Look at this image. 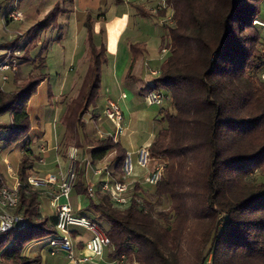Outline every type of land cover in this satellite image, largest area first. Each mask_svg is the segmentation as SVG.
<instances>
[{
    "label": "trees",
    "instance_id": "trees-1",
    "mask_svg": "<svg viewBox=\"0 0 264 264\" xmlns=\"http://www.w3.org/2000/svg\"><path fill=\"white\" fill-rule=\"evenodd\" d=\"M11 3L1 2L0 11L7 15L15 7ZM18 3L27 18L18 27L25 39L22 44L19 37L4 41L0 49H20L19 69L29 65V70L13 73L10 89L0 87V150L18 144L22 153L16 170L18 202L11 212L24 223L0 233V264H42L40 255L28 256L25 248L55 234L57 216L42 213L46 188L28 181L41 159L30 135L28 104L48 76L51 40L39 42L49 30L62 28L59 17L68 16L73 1L54 0L44 13L46 0ZM165 3L136 7L142 17L163 19L171 11V20L159 24L167 53L158 74L146 83V93L163 96L155 118L159 126L148 147L153 161H163L156 199L144 197L138 184L131 186L124 207L101 184L89 196L84 167L76 162L74 193L89 199L79 215H99L110 223L106 258L113 264H205L208 257L211 264H264V27L254 23L264 21V0ZM84 26L88 65L77 94L65 104L64 135L93 164L113 154L109 177L125 182L126 150L112 139V124L105 135L94 132L95 124L105 120L99 100L101 68L108 62L104 31L94 33L90 16ZM129 50L132 68L146 45L131 43ZM87 113L93 124L85 121Z\"/></svg>",
    "mask_w": 264,
    "mask_h": 264
},
{
    "label": "rangeland",
    "instance_id": "rangeland-1",
    "mask_svg": "<svg viewBox=\"0 0 264 264\" xmlns=\"http://www.w3.org/2000/svg\"><path fill=\"white\" fill-rule=\"evenodd\" d=\"M3 1L4 0H0V3ZM53 2L54 0H46L43 13L50 8V5H52ZM11 4L21 12L22 18L16 21L10 20L6 22V13L2 10L0 11V43L11 40L15 37H19L20 44H22L25 39L24 31L18 27L21 23L26 21V14L21 8L18 7V0H12ZM142 4L150 8H160L166 5L165 0H145V2ZM139 5L140 0H73V9L68 14V16L59 17L58 24L62 28L60 29L59 27H56L49 30L43 35L41 41L39 42L41 46L46 40H51L47 49L48 80H46L45 83L38 88L33 103H36L37 106L43 103V105H46L43 107L52 105L60 106L59 108L64 109L65 104L77 94L88 65L89 55L87 44L85 43L86 29L84 22L88 16H90L94 27V24L98 21V19H102L104 14H108L107 18L110 17V19H113L115 13L116 15H119L120 12L129 10V13L132 14L130 15V22L123 35L122 41H125L127 35H133V37L136 39L133 43L144 42L146 45V51L142 57H138L136 59L132 68L130 50L129 53L124 51L122 49L125 47L123 43L120 44L117 55L116 53L114 57H109L107 55L108 62L101 68V88L99 100L100 104L102 105L105 102L107 95L110 96L109 99L114 100L113 97H116V95L121 92L128 95V99L136 98L138 103H140L139 106L143 109L145 107L146 109V92L148 91L146 83L144 82L146 68L143 66L144 72H142V75L137 72V70H139V66H141L142 59H147V61H150V67L153 68H157L161 64L167 51L166 53L162 52L164 46L161 40L162 31L159 24L160 22L166 23L171 20L169 18L171 11L167 13L163 19L158 17H142L137 13L136 10V7ZM97 8L100 9L97 10ZM260 19H264V4L262 5ZM100 26L103 29V25L101 24ZM116 30L117 29L114 28L111 30V36L114 35ZM98 40L99 38L96 37L95 42L98 43ZM3 53L4 57L0 60V87H3L4 89H10L12 87L10 82L11 75L20 69L24 73L25 71L29 70V65L25 66L24 69H22V67L19 69V59L17 56H21L22 54L20 49H0V54ZM4 64H9V68L3 70ZM130 74L133 76H129ZM142 100L145 102H142ZM131 106L133 109H137L139 107L137 104H131ZM154 106L158 105L154 104ZM57 112L60 114L59 110ZM125 112L128 113L127 108ZM56 116H58L57 113ZM84 119L85 121L89 120L87 114L85 115ZM57 121H60V118H58ZM48 123L49 125H47ZM55 123L58 122L55 121ZM41 124L43 126H48H46L45 129H51L52 118L45 119ZM157 126H159V123L156 124L155 127H150L148 123L143 122L138 128L137 133H133L129 137L132 147H136L137 140L145 139L149 135L150 131H155ZM103 127L107 129L109 127V123L106 121ZM95 130L94 132L97 131ZM98 130L101 131L102 129L98 128ZM35 142V147H37V150L41 149L42 146L40 143L42 142L39 140H35ZM82 150L83 149L81 148L80 151ZM39 154L41 159H43V156L40 152ZM112 155L113 154L110 153L108 157L103 160V163L108 164ZM135 157L136 156L133 155V159H135ZM155 162L156 161L151 160L149 168H151ZM133 164L134 172L130 177H127V179L134 177L136 173L145 172L147 170L137 165L134 160ZM61 165L63 168L66 167L65 164ZM7 170L8 171L5 172V176L0 172V182L5 185L12 186L15 182L16 173H14V171L12 172L11 166L10 168H7ZM31 176H36V174ZM50 189L51 187H46L45 190L47 191ZM75 196L77 195L74 192H71L70 203H73V205L76 200ZM78 198L81 200L82 209H87L89 199L82 195H79ZM162 207H168L165 199H163ZM79 229L88 236L89 233L86 229H84V227ZM35 243L36 246L41 250L40 256L42 264H68L69 260L64 253L56 252L54 255L50 253L48 238H42L31 242V244Z\"/></svg>",
    "mask_w": 264,
    "mask_h": 264
},
{
    "label": "crops",
    "instance_id": "crops-1",
    "mask_svg": "<svg viewBox=\"0 0 264 264\" xmlns=\"http://www.w3.org/2000/svg\"><path fill=\"white\" fill-rule=\"evenodd\" d=\"M143 1L145 2V0H140V5L144 6L145 8H150V7L143 5L142 4L144 3ZM98 9L100 8H97V10ZM131 14L129 13V10L122 11L120 12L119 15H116L115 13L113 19H110V17L107 18L108 14H104L105 17L103 16L102 19H98V21L94 24V33L96 35L100 31V29H102L100 25L101 24L103 25L102 30L104 31L106 54L109 57H114L115 53L117 55L121 43H123V45L125 46L122 49L126 51L127 53H129L130 44L135 42L136 39L133 37V35H127L125 38V41H122L126 28L129 25ZM113 28L117 30L114 33V35L111 36L110 32ZM143 66L146 68L145 69L146 75L144 76V82L147 83V81L151 78V75L149 74V70L150 69L157 70L158 67L157 68L150 67V61H147V59H142L141 66H139V70H137V72H139L141 75H142V72H144ZM129 76L132 77L133 75L130 74ZM46 80H48V78H46L38 86V88L42 84H44ZM37 90H36V93H37ZM36 93L32 96L28 104V111L30 115V135L33 136L34 140L36 141L39 140L40 142H42L40 143L42 148L38 149V151L43 156V159H40L38 164L36 165V170H37L36 176L47 177L50 174H54L60 177L62 174L65 173V171L69 167L68 152L72 149H75L76 154H77L76 162L80 163V166L84 167L85 184L87 187L92 186L94 190V187H96L97 184H101L102 182L106 180L109 183H111L113 179L109 177L110 175L108 176L106 174V172L110 174L111 169L106 163L104 164L103 161L97 162L94 164L91 163L88 157L86 156V154L84 153L85 152L84 150L80 151V148L75 147L74 144L67 143L66 137L64 135L65 127L61 123V117H62L65 107L64 109L59 108L60 106H52V105L43 107V106H46V105H43V103L37 106L36 103H33L36 97ZM123 94L124 93L119 92L118 95H116V97H113L114 98L113 101L118 102L119 106L121 104L120 108H123L121 110L123 113L124 130L122 134L119 136L118 141L120 140V142L123 144L126 150V153L127 152L132 153V160L136 162V157L135 159H133V155H135L136 150L141 146L150 145L155 131H150L149 135L145 139L137 140L136 147H132V143L130 142L129 137L133 133H137L138 128L143 122L148 123L150 127H153V126L155 127L156 124L159 123L155 119L158 106H154V104H149L145 99L147 103V108L145 109L144 107L143 109L142 107L139 106L140 103H138L136 98H131L132 99L131 100V99H128V95L126 94H124L125 97H122ZM109 98L110 96L107 95L106 100H108ZM143 101L144 100H142V102ZM105 102L102 105L100 104L101 114H102ZM131 104H137L139 107L137 109H133ZM126 108L128 109V113L125 112ZM58 110L60 111V114L59 112H57ZM56 113L58 114V116H56ZM87 116L89 118L87 122L90 124H93V121L90 119L89 113H87ZM47 118H52V125H51L52 128L51 129L47 128L48 130L45 129V127L49 125V123L46 126L45 125L43 126L41 124ZM58 118H60V121H57ZM55 121L58 123H55ZM106 121L107 120L105 119L103 122L95 124V126L97 127L96 135L98 136L105 135L104 133L106 131L104 130L106 129L103 126L105 125ZM98 128L102 130L100 131L98 130ZM21 156H22V153L19 149L18 144L14 145L13 147L9 149L0 150V172L4 174L5 176L6 175L5 172L8 171L7 168H10L11 166L12 172L14 171V173H16L18 163L20 161ZM61 164H65L66 167L63 168ZM97 169L101 170L100 173L94 172ZM146 173H147V170L145 172L136 173L134 177H131L130 179L126 178L125 182L130 183L131 186H133L134 184H138L144 190L143 196L149 199L150 201H155L156 199L155 186H151L145 182ZM71 192H74V190L72 189ZM130 194H131V190L124 193V195L128 199L130 197ZM78 196L79 195L75 196L76 200H75L74 205L73 203H71L73 211L77 215H79V212L83 210L81 207V200L78 198ZM40 210L45 215L55 214V211L51 207L49 198L47 195H44L41 198ZM93 219H96L107 231L110 229L111 227L110 223L106 221L104 218H102L101 216L95 215ZM79 228H83V227L72 226L70 228L72 242L74 244V248L77 253L80 252V250H82L83 245L91 238V233L86 228L84 229L88 231L89 233L88 236L85 235L84 232H82ZM107 251H108V248L104 250L103 256L100 260H98L97 264H113L109 262L108 259L106 258ZM84 252L87 253V251H84ZM25 254L28 256H36V255L41 254V250L36 246V243L31 244L30 242L25 248Z\"/></svg>",
    "mask_w": 264,
    "mask_h": 264
},
{
    "label": "built area",
    "instance_id": "built-area-1",
    "mask_svg": "<svg viewBox=\"0 0 264 264\" xmlns=\"http://www.w3.org/2000/svg\"><path fill=\"white\" fill-rule=\"evenodd\" d=\"M7 18L11 21H16L22 18V14L14 7L8 11ZM254 23L264 27L263 20L255 19ZM166 51L165 48L162 49L163 53H166ZM8 68L9 64H4L3 70ZM149 74L155 76L158 74V71L150 69ZM122 97H125V95L123 94ZM146 99L150 104L161 105L163 96L160 92L149 91ZM102 115L112 124L113 131L111 137L116 142L124 130L123 113L118 102L111 99L106 100ZM148 147L149 145H144L136 150V163L140 167L147 169L145 182L151 186H155L163 170V161L156 160L153 166L149 168L150 161L153 159ZM76 158V150H70L68 152L69 167L60 177L54 174H50L47 177L30 176L28 181L32 186L37 188L51 187L50 190H47V196L57 216V223L56 233L48 238L50 253L63 252L69 260L68 264H97L98 260L102 258L104 250L110 244V239L107 235V230L96 219H89L85 216L77 215L73 211L70 203V194L76 180ZM100 171V169H97L94 172L100 173ZM133 172L134 164L132 153L127 152L123 163L124 177H130ZM106 174L109 176L108 172ZM18 185L17 176L12 186L0 182V233L10 231L14 227L24 223L21 215H16L11 212L18 202ZM101 189L110 193L116 205L124 207L128 204L129 199L126 198L124 193L131 189L130 183L122 181L109 183L106 180L101 183ZM87 194L89 196L94 195L92 186L87 187ZM72 226L84 227L91 233V238L83 245L82 250L78 253L75 251L71 238L70 228ZM84 251H87V253ZM123 258L124 256H121V259ZM205 264H211L210 257H208Z\"/></svg>",
    "mask_w": 264,
    "mask_h": 264
}]
</instances>
